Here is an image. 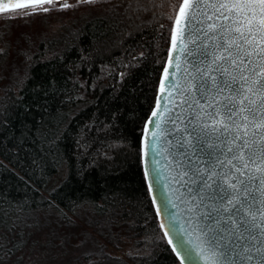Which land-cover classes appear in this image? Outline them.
<instances>
[{
    "label": "trees",
    "instance_id": "trees-1",
    "mask_svg": "<svg viewBox=\"0 0 264 264\" xmlns=\"http://www.w3.org/2000/svg\"><path fill=\"white\" fill-rule=\"evenodd\" d=\"M137 1L115 0L68 37L41 43L21 62L17 82L0 87V264L34 211L83 204L101 230L146 239L138 264H181L140 158L176 13L167 17L172 0ZM61 166L65 176L47 191Z\"/></svg>",
    "mask_w": 264,
    "mask_h": 264
},
{
    "label": "water",
    "instance_id": "water-1",
    "mask_svg": "<svg viewBox=\"0 0 264 264\" xmlns=\"http://www.w3.org/2000/svg\"><path fill=\"white\" fill-rule=\"evenodd\" d=\"M8 2L40 4L39 0ZM189 11L195 15V25L203 18L199 13L211 14L213 10L202 7ZM178 15L179 8L140 140L142 170L158 223L181 264H264V237L240 239L227 230L228 213L222 211L227 201L222 205L220 198L227 187L224 174L229 172L231 154L227 152V134L213 131L217 102L223 96L193 86L198 81L189 75H196L189 63L192 58L186 56L179 37L173 48ZM180 26L184 27L183 19ZM184 43L194 47L187 39Z\"/></svg>",
    "mask_w": 264,
    "mask_h": 264
},
{
    "label": "snow or ice",
    "instance_id": "snow-or-ice-1",
    "mask_svg": "<svg viewBox=\"0 0 264 264\" xmlns=\"http://www.w3.org/2000/svg\"><path fill=\"white\" fill-rule=\"evenodd\" d=\"M44 2L51 0H39ZM37 6L0 0L3 13ZM202 7L213 11L199 13L203 18L193 25L195 15L189 10ZM176 25L173 48L179 37L186 56L192 58L189 63L196 75H189L198 81L193 86L223 96L217 102L213 131L227 134L231 154L229 172L224 174L227 187L220 198L222 205L227 201L222 209L228 213L227 230L240 239L264 237V0H196L195 4L183 0ZM185 39L194 47L185 45ZM156 115L154 111L152 116Z\"/></svg>",
    "mask_w": 264,
    "mask_h": 264
},
{
    "label": "rangeland",
    "instance_id": "rangeland-1",
    "mask_svg": "<svg viewBox=\"0 0 264 264\" xmlns=\"http://www.w3.org/2000/svg\"><path fill=\"white\" fill-rule=\"evenodd\" d=\"M175 1L168 6L170 19L177 13ZM114 2L54 0L35 9L0 15V87L17 82L24 70L21 62L29 52H38L41 43L44 46L54 38L68 37L86 19L113 10ZM65 174L61 166L51 177L47 191ZM94 222V214L85 204L65 213L53 207L34 211L30 224L24 225L18 248L1 264H138L147 248L144 237L118 238L117 233L101 230Z\"/></svg>",
    "mask_w": 264,
    "mask_h": 264
}]
</instances>
